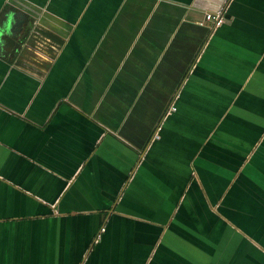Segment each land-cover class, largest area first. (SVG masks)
I'll return each instance as SVG.
<instances>
[{"label": "crops", "instance_id": "obj_1", "mask_svg": "<svg viewBox=\"0 0 264 264\" xmlns=\"http://www.w3.org/2000/svg\"><path fill=\"white\" fill-rule=\"evenodd\" d=\"M5 26L0 264H264V0H0Z\"/></svg>", "mask_w": 264, "mask_h": 264}, {"label": "built area", "instance_id": "obj_2", "mask_svg": "<svg viewBox=\"0 0 264 264\" xmlns=\"http://www.w3.org/2000/svg\"><path fill=\"white\" fill-rule=\"evenodd\" d=\"M206 20L212 21L216 26H219L224 22V17L221 12H218V13L209 12L206 14ZM174 109L175 108H173V110Z\"/></svg>", "mask_w": 264, "mask_h": 264}, {"label": "water", "instance_id": "obj_3", "mask_svg": "<svg viewBox=\"0 0 264 264\" xmlns=\"http://www.w3.org/2000/svg\"><path fill=\"white\" fill-rule=\"evenodd\" d=\"M9 26H5L4 28H2V30L0 31V40H2V39H5L6 38V40H9V39H7L8 37V34H9ZM11 43H12V45H14V41H10Z\"/></svg>", "mask_w": 264, "mask_h": 264}]
</instances>
